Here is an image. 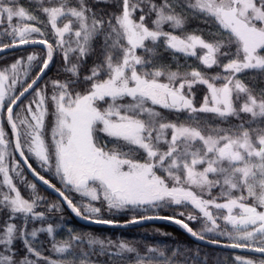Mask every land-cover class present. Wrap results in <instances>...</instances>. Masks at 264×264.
I'll list each match as a JSON object with an SVG mask.
<instances>
[{"label":"snow or ice","instance_id":"obj_1","mask_svg":"<svg viewBox=\"0 0 264 264\" xmlns=\"http://www.w3.org/2000/svg\"><path fill=\"white\" fill-rule=\"evenodd\" d=\"M109 4L111 11L104 7ZM36 6L47 17L55 44L33 37V33L45 36L40 27L22 23H42L37 15L17 0H0V23L7 19L4 34L12 37L11 44H3L0 51L17 44H42L47 49L31 82L26 79L35 55L27 57L22 69V61L17 60L0 70V110L6 109L14 151L32 174L57 191L77 217L96 224L113 221L102 218V209L92 201H101L109 211L190 204L202 214L207 232L219 228L220 215L211 209L222 210L223 220L232 229L221 233L231 241L226 246L264 254V211L258 210L264 209V88L257 91L241 76L264 75V0H36ZM190 18L214 23L217 27L209 32L213 38L205 39L197 30L188 32ZM165 25L172 31L165 30ZM97 49L101 59L81 81V62ZM57 52L71 77L51 81L49 95L47 85L44 89L37 85ZM189 58L204 69L221 71L205 72L189 64ZM21 72L25 80L19 79ZM18 85L22 90L14 95ZM197 86L207 89L199 106L194 103ZM33 93L24 105L22 98ZM158 109L187 115L183 120H169ZM200 114H213L221 123L213 124ZM49 116L50 144L46 140ZM229 118L240 123L233 124ZM10 144L0 127V183L8 189L0 191V211L8 212L0 225V264H39L42 259L48 264H91L88 253L81 250L77 256L70 251L72 241L81 240L79 235L53 243L54 251L62 256L68 253L70 260L53 261L33 246L38 232L52 236L54 230L51 225L28 230L29 222L44 219V213L36 211L41 198L25 199L13 183L10 172L16 176L21 172L15 158L9 167ZM28 155L45 171L54 170L68 192L88 202L76 203L57 189L32 168ZM194 188L209 196L213 188H219L224 202H217V197L206 199ZM249 199L252 203H246ZM52 209L59 210L55 204ZM164 218L173 219L196 239H205L180 219ZM187 218L197 217L189 214ZM16 240L26 249L19 259L13 247ZM88 244L99 245L101 255L110 245L114 247L116 251L109 252L110 259L116 258L113 264H130L124 254L132 253L134 264H174L157 248L148 247L142 256L124 241L114 244L89 238ZM242 264L254 262L248 259Z\"/></svg>","mask_w":264,"mask_h":264},{"label":"trees","instance_id":"obj_2","mask_svg":"<svg viewBox=\"0 0 264 264\" xmlns=\"http://www.w3.org/2000/svg\"><path fill=\"white\" fill-rule=\"evenodd\" d=\"M91 2V0H89ZM18 5L24 6L29 12L37 15L39 20L42 23H38L37 21H23V24H32L34 26H38L44 31L45 36L41 37L38 33H35V36L38 39H48L50 43L54 42V35L51 30V26L47 24V17L43 15L42 12L37 10L36 0H17ZM107 11H111V5L104 6ZM17 21V19H14ZM150 23V21H149ZM165 30L172 31L168 25H165ZM217 26L213 24H205L201 20L198 19H189L188 23L186 24V30L188 32H192L197 30V34H202L205 39H212L213 37L209 34L210 31H214ZM203 30L200 32L198 30ZM4 42H7V37H5ZM99 49H97L96 53L89 55L84 61L81 62V66L78 69L80 73V79L83 80L84 75L89 73V70L94 65V63L98 62L101 57L98 55ZM27 54H36L37 59L32 62V66L29 72L33 71L30 75V78H34V74L38 72L39 68H36V64H41V61L46 58V53L40 49H22L15 51L10 54H6L0 57V69L4 66H7L14 62L17 58L22 57L23 59L26 58ZM165 58H168V54L165 53ZM179 55V54H178ZM63 57L60 53L55 54L53 61L50 63L49 68L47 69L44 77L43 82H47V80H65L71 77V73L63 71L61 67L63 66ZM180 63H184V58H180ZM189 64L193 67H198L201 70L208 72L210 74H215L216 72L221 71V69L213 68V69H204L203 65L199 63L198 60L194 58H189ZM175 62L172 63V68L175 70ZM35 70V73H34ZM242 78L245 80L246 83L253 85L257 91L259 89L264 88V75H261L258 79L254 78L252 74H241ZM79 90V89H78ZM21 91V90H20ZM207 89L203 86H197L196 95L194 97V103L199 106L205 95ZM49 110L52 111L51 102H49ZM161 113L169 120H176L179 117L181 120L187 115L186 113H174L169 112L165 109H159ZM202 117H206L207 119L211 120L213 124H220V120L213 116V114H200ZM242 116L245 114H241ZM232 120L233 124L240 123L239 120L235 118H229ZM52 125V117L49 116L46 118V140L50 144V129ZM221 126H227L221 124ZM102 135V133L100 134ZM105 140L107 138L105 137ZM33 161H29L32 168L35 169L40 175L44 176L46 179L50 181V183L55 184L54 180L48 175L47 173L39 172L33 165ZM24 170V169H23ZM25 171V170H24ZM26 173V172H25ZM28 176V175H27ZM0 183V191H5L4 187L1 186ZM35 190L38 197H44L45 201L42 203L46 205L48 209L39 208V210L44 213L43 220H36L34 222H29L28 230L30 231L33 228L44 227L46 225H51L54 230L56 231L55 236L50 238L45 232H38L37 237L33 241V246L37 248L42 256L48 257L53 261H60L65 259H72L68 253H65L63 256L58 254L53 249V243H59L63 241H70L71 236L79 235L81 237L80 241H72L74 247L70 251L74 252L77 256L81 255V250L83 252L88 253L87 260L91 262V264H113V259L109 258V252H115L116 249L111 245L108 247L107 251L104 254L100 253L99 245H94L89 247L88 240L89 238H96L103 240L105 242L112 241L114 244H119L121 241L129 243L131 247L137 249V251L142 256L147 255V248H157L160 251L165 253V257L171 258L174 261V264H241L242 260H253L254 264L262 262V257L252 256V255H245L240 253H231L224 250H217L209 247H204L196 244L193 242L186 233L179 227L175 225L169 224H154V225H143V226H136L128 229L116 230V229H107V228H100L93 225H81L75 221V219L69 214V212L63 207V205L58 201L56 197L48 193L42 186L35 183ZM21 195L27 199L29 198L28 195H31V191L29 192L26 190L24 184H17ZM56 187V186H55ZM28 193V195H27ZM69 198H71L76 203H87L88 201L78 196L74 193H68ZM2 198V197H0ZM50 201H55L59 203L61 206V210L59 212L55 210L49 209ZM54 203V202H53ZM94 206L100 207L102 209L101 213L99 214L102 218L111 220L117 223H130L134 218L136 220L143 219V215L138 212L133 211H125L116 212L114 210L109 211L106 204H103L101 201L91 202ZM178 208H171L170 211L160 210L159 217H168V218H175L182 220L183 218L180 216H176L173 214L174 210ZM195 211V210H194ZM196 210L195 212H197ZM190 212V211H188ZM198 213V212H197ZM127 214L134 215L132 218H128ZM8 212L7 210L0 211V225H3L4 221L7 219ZM17 225L21 224V221H15ZM187 223V222H186ZM189 227L194 229L195 225L192 223H187ZM31 239V237H29ZM13 247L16 249L18 256H23L26 252L23 243L20 240L14 241ZM173 252H176V255L173 256ZM130 264H134L135 261V253L132 254H124ZM165 257H157L159 260H163ZM237 257H240V260H237ZM31 259H36V257H31ZM39 264H47V260H40ZM77 264L79 262L77 261Z\"/></svg>","mask_w":264,"mask_h":264},{"label":"rangeland","instance_id":"obj_3","mask_svg":"<svg viewBox=\"0 0 264 264\" xmlns=\"http://www.w3.org/2000/svg\"><path fill=\"white\" fill-rule=\"evenodd\" d=\"M14 19H16V18H14ZM17 22H18V20L17 21H14V20L12 21L13 24H16ZM61 26H62V24H61ZM5 29H8V21H7L6 18L4 19L3 23H0V47H2L3 44H5V42H4L5 37H7V42L6 43L11 44V42H12V37L4 34ZM9 31H10V29H9ZM32 35H33L34 38L38 39L35 36V33H33ZM53 44H55V36H54V42H53ZM57 53H59V52H57ZM29 55H35L37 57L36 54H27L25 59H23L22 57H19L14 62H12L11 64L15 63L17 60H21L22 61L21 69H22L23 68V64L27 63V57ZM73 59H74V57H73ZM63 61H64V59H63ZM11 64H9L7 66H4L0 70H2L4 68H9ZM39 66H42V65L37 63L36 64V68L37 67L39 68ZM61 69L63 71H65V62H63V66L61 67ZM30 73L32 74L33 71L28 72V77L26 79L24 77V75H23V72H21V75H20L19 79H21V80H25L26 79V83L27 82H30L31 81L30 76H33V75H30ZM34 73H35V70H34ZM35 75H36V73L34 74V77H35ZM51 81H53V80H50L49 79V80H47V82H43V80H42V82L40 83V85L38 87L41 88V89H44L45 88V85H47L46 91L50 95L51 94V91H52ZM20 90H22V88L18 85L16 91L13 94L14 95L15 94H18V92ZM33 96H34V93L32 95H29L28 98H26L23 101V104L26 105L28 103V101L33 98ZM201 103H202V101H201ZM15 111L19 112V111H21V108L18 107V108L15 109ZM6 113H7L6 112V109L5 110H0V127H3L4 128L5 133H6V138L9 141H11V144H10V147H9L10 156L8 158L9 167L11 168V161H12L13 158H15V155H14L13 146H12V137H11L10 131L8 129V124L6 122ZM29 119H30V117H29ZM50 140H51V129H50ZM15 160H16V158H15ZM28 160L29 161H33L32 162V165L39 172L47 173L48 175H50V177L54 180V182L56 184L55 186H56L57 189H60L62 191H65L67 195H68V193H74V194L80 196L79 194H77L75 192H68L64 188V185L60 182L59 178L56 177V175L54 173V170L53 171H45L44 167L41 166V163L34 156L28 155ZM16 162H17V160H16ZM19 166H20V169L19 170L21 172V175L20 176H16L15 172H10V176L13 179V183L15 184L16 187H17V184H24L25 187H26V190H28L29 192L31 191V193H30L31 195H28V193H27V195L29 196V198H31V197L32 198L33 197H38L37 196V193H36V190H35L36 187L33 189V188H31L29 186L30 184H35V183L27 176V174L23 170V167L21 165H19ZM2 180H3V177H2V175H0V182H2ZM169 184H171V181H169ZM1 186L3 187V185H1ZM4 189H5V192L8 191V189L6 187H4ZM17 189H18V187H17ZM193 190L196 191L198 194L203 195V197L206 198V199H209V198H212V197H217L218 198L217 199V202H221V203L224 202L223 198H220V189L219 188H213L212 191H211V196H209L206 192L205 193H200V190L199 189L194 188ZM239 194H240L239 192H234L233 193V195H239ZM245 195H247V193H245ZM40 198L41 199H38L37 200V204H38V207L36 208V211L37 212H41L39 210V208L48 209L46 205H43L42 204L45 201V198L43 196L40 197ZM83 198H85V197H83ZM25 199H27V198H25ZM85 199L87 200V198H85ZM92 202H96V201H92ZM49 203H52V204H49V209H50V206L51 205L55 204L59 210H56V209H52V210H55L57 212H59L61 210V206L59 205V203H57L55 201H50ZM246 203H252V200L249 199L248 201H246ZM171 208H178V209H175L174 210L173 214L176 215V216L182 217L183 219L181 221H183L184 223L187 222V223L194 224L195 227H194L193 230L196 231V232H198V233H202V235L205 237V239L213 240V241H217V242H221V243H226V244L231 243V241L229 240V238L226 235H222L221 234L224 231H231L232 230L231 229V225L226 224L225 221L223 220L222 214H226V213H223L222 210H220V212H218V210H216L214 208L211 209V211L214 213V215H220V218L217 221L218 224H219V228L217 230L213 231V232L203 231V228H204V225H205V220H204L202 214H200L198 211H197L198 213L195 212L196 209L195 208H192V206L190 204L186 208H184L182 206H176V205H166V206L158 207V208H155V209H149V208L132 209V208H127V209H124V210H121V211H116V210H114V211L121 212V213L123 212L124 213L125 211L130 210V211H133V212L141 213L143 215V217H145V216H162V215H160V212H159L160 210L163 211V210H166L167 209L166 211H170ZM258 210L264 211V209H258ZM188 211H190V212H188ZM235 211L238 212V210H235ZM180 212H184V215H180ZM189 214H191V215H193V216H195L197 218L194 219V220H190V219L187 218ZM127 215H128L127 216L128 218H132L134 216V215L132 216L130 214H127ZM48 226L49 225H46L43 228L46 229ZM39 228H41V227H39ZM53 230H54V228H53ZM45 233L49 236V234L46 231H45ZM55 233H56V231L54 230L52 236H49V237L52 238L53 236H55ZM241 243H249V242H243L242 241ZM242 262H243V260L241 261V264H242ZM47 264H48V262H47ZM257 264H262V262L257 263Z\"/></svg>","mask_w":264,"mask_h":264},{"label":"water","instance_id":"obj_4","mask_svg":"<svg viewBox=\"0 0 264 264\" xmlns=\"http://www.w3.org/2000/svg\"><path fill=\"white\" fill-rule=\"evenodd\" d=\"M22 49H40V50L44 51L46 53V55H47V49L42 44H26V45L17 44V46H15V47L4 48L3 51H0V57L3 56V55H6V54L13 53V52L18 51V50H22ZM43 77L38 82L37 86L40 85V83L43 80ZM28 96L29 95H26L24 98H22L23 101L26 98H28ZM6 122H7V113H6ZM8 127L10 128L9 125H8ZM10 132H11V128H10ZM11 137H12V146H13V151H14L15 141H14V137L12 136V134H11ZM14 155H15V158L17 160V163L22 165V167L25 170V172L28 175V177L34 183L42 186L48 193H50L51 195L56 197L58 199V201L63 205V207L69 212V214L75 219V221L77 223L81 224V225H93V226H97V227H100V228L122 230V229H128V228H132V227H136V226L154 225V224H163L164 223V224L175 225V226L179 227L180 229H182L184 231V233H186L188 235V237L193 242H195L196 244H198L200 246L209 247V248H213V249H217V250H224V251L231 252V253H240V254L252 255V256H257V257L264 258V254L254 252V251L251 250V248H230V247L226 246V245H228L226 243H221V242H217V241H216V243H212L211 241H213V240H208V239L198 240L195 237H193L180 224L175 223L173 219H165L163 217H161V219H140V220H137L138 222L135 223V224H133V223H117V222H113L112 224H96V223H92L90 220L81 219L80 217H77L74 213H72V211L68 207L67 203L64 202L63 197H61L57 191H55V190L49 188L47 185L43 184L42 181L38 180L32 174V171L29 170L28 165L23 163V159L20 158L19 153L14 151Z\"/></svg>","mask_w":264,"mask_h":264},{"label":"flooded vegetation","instance_id":"obj_5","mask_svg":"<svg viewBox=\"0 0 264 264\" xmlns=\"http://www.w3.org/2000/svg\"><path fill=\"white\" fill-rule=\"evenodd\" d=\"M8 129H9V131H10V128L8 127ZM10 134H11V132H10ZM19 164V163H18ZM19 165H21V164H19ZM22 166V165H21Z\"/></svg>","mask_w":264,"mask_h":264}]
</instances>
